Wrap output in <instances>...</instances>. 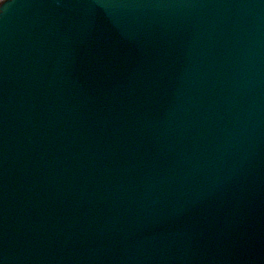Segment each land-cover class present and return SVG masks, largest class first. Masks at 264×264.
Masks as SVG:
<instances>
[{"label": "water", "instance_id": "95a60500", "mask_svg": "<svg viewBox=\"0 0 264 264\" xmlns=\"http://www.w3.org/2000/svg\"><path fill=\"white\" fill-rule=\"evenodd\" d=\"M0 264H264V0H5Z\"/></svg>", "mask_w": 264, "mask_h": 264}, {"label": "clouds", "instance_id": "9594fccd", "mask_svg": "<svg viewBox=\"0 0 264 264\" xmlns=\"http://www.w3.org/2000/svg\"><path fill=\"white\" fill-rule=\"evenodd\" d=\"M5 4V0H0V5H4Z\"/></svg>", "mask_w": 264, "mask_h": 264}]
</instances>
